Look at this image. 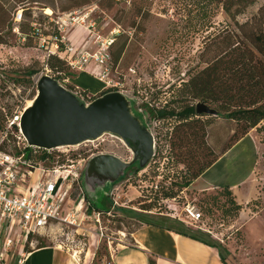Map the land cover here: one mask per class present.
<instances>
[{"label": "rangeland", "instance_id": "rangeland-1", "mask_svg": "<svg viewBox=\"0 0 264 264\" xmlns=\"http://www.w3.org/2000/svg\"><path fill=\"white\" fill-rule=\"evenodd\" d=\"M205 1L34 0L26 15L21 17L19 7L14 10L12 25L6 21L0 30V39L5 41L0 43V149L17 154L19 144L21 146L18 119L36 94V79L48 74L55 76L82 102L88 103L106 90L121 92L129 101L130 109L139 117L141 129L152 136L155 156H151L139 169L141 143L135 137L133 141H124L114 132H104L97 139L68 146L62 152L56 150L63 156L79 153L86 162L88 158L103 153L116 156L125 163L124 168L115 166L113 169L118 178L106 182L90 176L92 166L97 163L94 161L88 172L81 175L80 185L86 208L109 209L110 197L107 194L110 190L122 195V203L128 200L127 206L113 209L110 216L102 215L104 235L101 238L96 234L93 217H90L83 220L80 227L52 222L40 233L30 234L29 242L13 241L6 250L17 257L22 251L59 243L87 264H108L111 258L109 241L113 250L127 241L141 220L136 215L140 212L161 217L166 223L170 220L184 228L204 232L205 239L217 242L223 248V264H261L264 261V120L249 129L253 133L242 140L241 144L249 149V157L243 156L236 166L231 165V169L239 170L237 176L247 179L244 188H249L253 195L249 202L235 208L231 203L235 196H227L222 188L210 191L191 189L189 185L184 186V182L189 179L190 172L217 157L230 141L242 133V127L222 116L199 115L185 129L187 137L184 138V134L179 137L183 127H178L177 117L158 118L151 113L162 107L177 112L187 103L197 102L182 95L183 84L206 66L211 50L215 49L212 43L221 40L225 32L232 31L238 37L239 49L252 47L246 39L251 30L249 24L264 16V0L235 5L231 15L217 3H211L206 13L197 11L196 4ZM202 13L203 25L199 27L197 21ZM92 21L95 22V32L90 33L87 27ZM246 21L249 24L241 27ZM27 24L38 31H30ZM18 25L22 27L21 32ZM96 32L113 42L110 45V67L104 72L103 80L99 79L102 77L100 67L94 74L101 89L90 92L78 86L74 79L77 70L71 69L51 52L56 43L55 34L64 38L67 44L73 42L78 48L84 45L93 52ZM216 34L220 36L214 38ZM57 44L63 47V43ZM206 44L211 49L202 57ZM253 51L255 60L262 58L259 52ZM49 54L62 62L60 69L50 67ZM29 69L37 72L31 77H23L24 71ZM91 70L88 68L87 71ZM14 126H17L16 131ZM231 130L236 133L229 140ZM184 143L191 152L184 151ZM230 152L221 155L215 166L227 160ZM98 160L109 162V158ZM105 172L106 176L110 174L108 170ZM34 174L32 182L41 171L35 170ZM234 178L237 177L232 176L231 179ZM163 186H168L174 197L163 198L160 189ZM71 191V197L75 198L76 191L74 188ZM239 197L243 198L242 194ZM187 203L195 204L200 213L193 224L180 221L187 219L183 210ZM13 233L16 234L12 232L10 236ZM5 235L0 231V250ZM21 247L23 250L18 252Z\"/></svg>", "mask_w": 264, "mask_h": 264}, {"label": "trees", "instance_id": "trees-1", "mask_svg": "<svg viewBox=\"0 0 264 264\" xmlns=\"http://www.w3.org/2000/svg\"><path fill=\"white\" fill-rule=\"evenodd\" d=\"M33 1L34 0H0V30L3 28L6 21L10 26L12 25L14 20L12 15L17 7L21 9V17L23 14L26 15L28 13L27 11L30 12L31 3ZM250 2H252V0H206L205 2H198L196 7L198 8L197 11H203L206 13L205 10L211 3H217L221 5L222 9L227 14L231 15L233 13H230V11L235 5ZM202 17H204V13L201 14L200 19L197 21L199 27H202L203 25L201 20L203 19ZM248 24V21H246L240 26L244 27ZM249 25L251 26V30L249 31L246 39L249 43H251L253 48L245 46L244 49H239L240 46L238 47V45L240 44V40H237L238 37L232 31L225 32L221 37V40L216 42L214 40L212 43V45H215V49L211 50L212 53L206 60V66L195 75L191 76L183 84L182 95L190 96V98L196 99L197 102H203L208 106L215 108L217 110V116H222L227 119H231L232 121H236V123L242 127V133L237 138L230 141L226 148L220 151L217 157L196 171L190 172V177L184 182V186H188L194 178L199 176L206 168H208L222 152L226 151L234 142L245 135L249 129L257 126L262 120H264V16L259 19L252 20V23ZM27 26L30 31L34 30V28L29 26V24H27ZM18 31H22V27L20 25H18ZM55 33H57V29ZM55 35L58 36L57 34ZM217 36H220V34H216L214 38ZM0 43H5V41L0 39ZM58 45L61 47V44ZM209 49L211 48H209L206 44L204 50L201 52V56L203 57L207 52H209ZM253 49L259 52L262 58L255 60L252 57L254 52ZM48 57L49 58L47 60L51 59L50 67L54 70H58L56 68H59V64L61 65L62 62L54 55L49 54ZM36 72L37 71L33 69L25 70L23 77H31ZM53 78L57 79L55 76H53ZM108 92H110V90L103 91L99 96ZM33 97H31V99H33ZM95 98L96 97L91 98V101ZM195 104L187 103L177 112L174 110H167L162 107L158 110H153L151 113H155L158 118H167L170 116L177 117L179 123L178 127H183L179 137H183L182 135L184 134L185 138L187 137L185 129L189 127L190 123H194L193 118L198 117L199 115H207L197 114L195 111ZM14 129L16 131L17 126H14ZM235 133V130H233L229 140L235 135ZM178 141L184 140L178 139ZM182 148H184L185 152H191L186 143L182 145ZM0 150L5 151L3 149ZM26 156L31 159L33 165H37L38 162H41L44 168H50L56 163L63 164L67 158V156H63L62 154L56 152L55 149L50 152L43 149H37L36 152H33L31 147L27 148ZM75 156L76 154H72L71 157ZM154 156L155 152L153 157ZM147 162L148 161H145L144 164L140 165L139 169H142ZM161 182H163V180ZM155 186L156 189H158L156 184ZM160 189H162L161 195L163 198L174 197V193L168 186H163ZM222 191H224L227 196H232L229 186H224ZM75 194H77V191ZM231 201L235 208H239L240 205L234 198H232ZM150 209L151 208H148V210ZM194 232L193 237H198L199 239L202 238L206 242H209L217 247L221 261L222 263H225L223 248L218 245L217 242L205 239L204 232L197 230ZM29 239L30 234L27 236L26 242H29ZM261 264H264V261Z\"/></svg>", "mask_w": 264, "mask_h": 264}, {"label": "built area", "instance_id": "built-area-1", "mask_svg": "<svg viewBox=\"0 0 264 264\" xmlns=\"http://www.w3.org/2000/svg\"><path fill=\"white\" fill-rule=\"evenodd\" d=\"M87 28L90 33L95 32V22H90ZM95 37L96 48L91 52L84 45L78 48L71 43L64 42V38L55 36L56 43L51 53L56 54L73 70H88L90 64L100 67L102 77L99 79L103 80L104 72L110 67V45L113 40L100 36L97 32ZM58 42L63 43V47L60 48ZM83 103L88 104L87 102ZM18 131L21 141L18 154H10L0 150V231L6 234L3 237L0 258L4 256L6 246L11 242L26 240L29 234L40 233L52 222L80 227L83 220L93 217L94 226L97 229L96 234L101 238L104 235V228L101 225L102 215L110 216L113 209L127 206L128 200L122 203V195L115 190H110L107 194L110 197L109 209L86 208L80 185V177L86 162L85 157L79 153L75 157L67 156L65 163H56L50 168H44L41 162L33 165L31 159L26 156L28 147H31L33 152H36L37 149H43L47 152L55 149L62 152L64 151L63 148L68 146H58L51 149L29 146L19 128ZM94 139H86L80 143ZM35 170H40L41 174L39 180L33 183L31 178ZM41 176L42 178H40ZM72 188L77 191L75 198L71 197ZM183 210L185 211L184 216L188 220L179 218L181 221L193 224L198 220L200 213L195 204L187 203ZM89 211H91V216L88 214ZM12 232H16L17 237L14 233L10 236ZM114 251L111 248V241H109L111 258L108 264H116L112 260Z\"/></svg>", "mask_w": 264, "mask_h": 264}, {"label": "crops", "instance_id": "crops-1", "mask_svg": "<svg viewBox=\"0 0 264 264\" xmlns=\"http://www.w3.org/2000/svg\"><path fill=\"white\" fill-rule=\"evenodd\" d=\"M78 30V29H77ZM264 35V27H263ZM70 41V37H68ZM67 40V41H68ZM72 41V40H71ZM74 45L73 42H69ZM87 70L77 71L74 79L77 80L78 86L87 89L88 91L97 92L101 89L98 79L94 76L98 72V66L90 64ZM87 68V69H88ZM232 130L230 131L231 135ZM253 133L248 131L245 135L234 142L226 151L222 152L218 158L206 168L199 176L194 178L189 188H196L198 190H215L221 189L224 186H229L232 195L237 203L249 202L253 195L249 188H244L247 179L237 176L239 170L231 169V165L237 164L243 156L249 157L248 147L242 145V140ZM231 151V152H230ZM225 152H230L231 156L219 166L216 161ZM251 152V150H250ZM95 155L87 159L83 173L85 174L90 164L95 163L90 173L93 179H98L96 176L100 175L101 170H108L104 167L105 164L98 159L105 157H97ZM97 157V158H95ZM116 157V156H115ZM247 157V158H248ZM246 158V159H247ZM112 165V163L110 162ZM33 175H35L33 173ZM32 175V176H33ZM232 176L237 178L231 179ZM231 177V178H230ZM37 179L33 182L35 183ZM232 180V181H231ZM32 182V178H31ZM107 182V181H106ZM242 194L240 198L239 195ZM250 194V195H249ZM137 217L141 220L139 224L130 232L127 241L120 243L112 253V260L116 264H223L220 258L217 247L206 242L204 239L193 237V228H184L172 222H163V218L152 216L149 214H141L136 212ZM165 220V219H164ZM23 240L22 242H25ZM23 248H19L18 252ZM87 255V254H86ZM0 264H87L78 256H74L67 249H64L59 243L47 244L34 247L30 250L22 251L17 257L7 249L4 256L0 258ZM88 264H91L88 262Z\"/></svg>", "mask_w": 264, "mask_h": 264}, {"label": "water", "instance_id": "water-1", "mask_svg": "<svg viewBox=\"0 0 264 264\" xmlns=\"http://www.w3.org/2000/svg\"><path fill=\"white\" fill-rule=\"evenodd\" d=\"M36 88L32 104L23 108L19 118L20 132L29 146L51 149L76 145L86 139L97 138L104 132H114L124 141H133L135 137L141 143L142 152L138 153L140 165L153 155L152 136L141 129L139 117L130 109L129 101L122 93L108 92L85 104L48 74L38 77ZM122 104L131 112L135 122L124 114ZM195 111L197 114H217L215 108L203 102L195 104ZM97 157L109 158L104 167L110 174L106 176L107 172L101 170L96 178L105 181L117 179L113 169L115 166L122 169L125 163L109 154Z\"/></svg>", "mask_w": 264, "mask_h": 264}, {"label": "bare ground", "instance_id": "bare-ground-1", "mask_svg": "<svg viewBox=\"0 0 264 264\" xmlns=\"http://www.w3.org/2000/svg\"><path fill=\"white\" fill-rule=\"evenodd\" d=\"M37 79H38V78H37ZM37 79H36V82H35V86H36V83H37ZM35 89H36V92H37V88H35ZM31 104H32V100H31V103H30L29 105H26L25 107H28V106H30ZM122 111L124 112V114H125L127 117L131 118V120L135 122L134 117L132 116L131 112H130L128 109H126L125 104H122ZM18 126H19V119H18ZM77 144H78V143H77Z\"/></svg>", "mask_w": 264, "mask_h": 264}, {"label": "flooded vegetation", "instance_id": "flooded-vegetation-1", "mask_svg": "<svg viewBox=\"0 0 264 264\" xmlns=\"http://www.w3.org/2000/svg\"><path fill=\"white\" fill-rule=\"evenodd\" d=\"M110 92H112V91H110ZM154 152H155V151H154ZM101 154H103V153H101ZM153 155H154V153H153ZM153 155H152V156H153Z\"/></svg>", "mask_w": 264, "mask_h": 264}]
</instances>
